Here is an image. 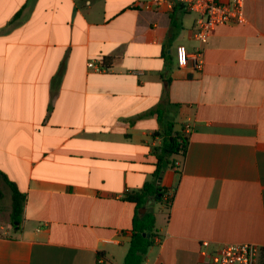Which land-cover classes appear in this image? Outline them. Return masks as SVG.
Wrapping results in <instances>:
<instances>
[{
  "label": "crops",
  "instance_id": "0c3cea01",
  "mask_svg": "<svg viewBox=\"0 0 264 264\" xmlns=\"http://www.w3.org/2000/svg\"><path fill=\"white\" fill-rule=\"evenodd\" d=\"M139 2L0 0V172L26 196L20 223L0 210V264H123L165 123L188 148L146 264H210L203 242L264 264V0L215 28L201 71L176 61L196 15Z\"/></svg>",
  "mask_w": 264,
  "mask_h": 264
},
{
  "label": "built area",
  "instance_id": "2783aa9c",
  "mask_svg": "<svg viewBox=\"0 0 264 264\" xmlns=\"http://www.w3.org/2000/svg\"><path fill=\"white\" fill-rule=\"evenodd\" d=\"M147 11H172L175 8L196 15L193 37L200 48L189 53L185 46L176 48V61L180 68L189 62L195 70L203 69L204 48L216 27L245 22V0H140L137 4ZM88 67H95L88 61ZM105 70V67H103ZM208 242H203L201 256L210 264H258L263 248L252 243L225 244L213 253L208 251Z\"/></svg>",
  "mask_w": 264,
  "mask_h": 264
},
{
  "label": "trees",
  "instance_id": "16d2710c",
  "mask_svg": "<svg viewBox=\"0 0 264 264\" xmlns=\"http://www.w3.org/2000/svg\"><path fill=\"white\" fill-rule=\"evenodd\" d=\"M104 62L106 63V60ZM106 66L108 67L109 64H106ZM170 126L173 130V124H170ZM172 130L168 134L164 133L165 139L159 150L161 153H167L169 158L174 155L184 157L188 148V139L182 134H176V136H173ZM166 141L168 142L165 144ZM169 158L166 159L167 166L173 164ZM164 168L165 166L159 161L153 180L147 183L140 191L129 195L128 200L135 203L139 209L146 208L150 201H162L165 189L159 185L158 182L164 172ZM1 182L6 183L12 193L10 213L11 223H20L22 221L26 196L20 192L16 184L11 182L2 172H0V183ZM2 199L3 192L0 187V201ZM155 223V214L151 211L137 215L133 221L132 238L123 264H146L148 251L155 245V239L157 237Z\"/></svg>",
  "mask_w": 264,
  "mask_h": 264
},
{
  "label": "rangeland",
  "instance_id": "374dc122",
  "mask_svg": "<svg viewBox=\"0 0 264 264\" xmlns=\"http://www.w3.org/2000/svg\"><path fill=\"white\" fill-rule=\"evenodd\" d=\"M171 130H172V128H171L170 124L165 123V125L162 128V133L168 134ZM167 142L168 141H166L165 144ZM168 158H169L168 154L164 153V152L161 153V155L157 157V159L165 166L164 172L162 173V176H164L168 172V168L166 165V159H168ZM2 191H3V199L0 201V207L3 210L2 214H1L3 216L5 214L7 215V213L10 210L11 190L9 188L5 187L4 189H2ZM147 208L148 209L144 208L145 213L148 211L155 213L159 217V224L162 225L163 224V218L166 219V217L168 216L169 209L167 208V206L164 203H162L161 201L153 200V201L149 202ZM140 211H141V209L138 210L139 214H141ZM145 213H143V214H145Z\"/></svg>",
  "mask_w": 264,
  "mask_h": 264
},
{
  "label": "water",
  "instance_id": "95a60500",
  "mask_svg": "<svg viewBox=\"0 0 264 264\" xmlns=\"http://www.w3.org/2000/svg\"><path fill=\"white\" fill-rule=\"evenodd\" d=\"M141 214L145 213V209H141L140 211ZM15 224H18L17 222ZM145 235V234H144Z\"/></svg>",
  "mask_w": 264,
  "mask_h": 264
}]
</instances>
